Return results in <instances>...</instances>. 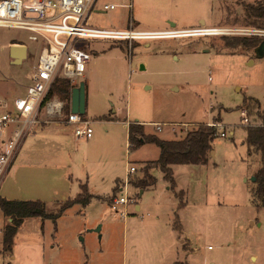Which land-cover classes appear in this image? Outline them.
Wrapping results in <instances>:
<instances>
[{
  "label": "rangeland",
  "instance_id": "374dc122",
  "mask_svg": "<svg viewBox=\"0 0 264 264\" xmlns=\"http://www.w3.org/2000/svg\"><path fill=\"white\" fill-rule=\"evenodd\" d=\"M256 2L264 0L96 1L92 23L97 27H205L224 33L133 40L131 45L89 42L98 52L86 65L87 79L80 80L87 87L82 116L91 121L93 134L74 139L71 126L53 128L61 155L52 165H58L54 176L68 183L66 198L74 197L81 183L92 198L85 206L73 204L55 220L26 218L11 252L0 241V264H264V205L253 195L252 179L261 155L246 143L244 128L261 122L256 112L264 109V49L258 50L259 43L228 51L222 39L253 29L241 18L243 4ZM104 3L117 5L102 11ZM11 44L28 48L20 63L12 62ZM38 53L27 31L0 27V97L24 93ZM246 100L252 107L246 108ZM126 121H140L146 134L167 140L199 123L215 124L217 135L207 163L171 166L172 189L153 166L159 147L150 142L129 147ZM53 144L46 147L53 149ZM15 158L3 187L30 199L38 183L36 165ZM130 165L135 171L128 176ZM143 169L154 182L136 186L132 182L142 177L150 182ZM127 176L128 185L120 191ZM121 192L135 203L119 204L115 212L111 199ZM57 199L45 201L47 209L64 200ZM3 222L0 211V240Z\"/></svg>",
  "mask_w": 264,
  "mask_h": 264
},
{
  "label": "built area",
  "instance_id": "2783aa9c",
  "mask_svg": "<svg viewBox=\"0 0 264 264\" xmlns=\"http://www.w3.org/2000/svg\"><path fill=\"white\" fill-rule=\"evenodd\" d=\"M97 0H0V27L17 28L28 32V39L39 48L36 65L29 77L24 94L12 99L0 97V185L22 141L46 124L71 126L74 139H89L91 121L82 114L64 111V100L49 92L57 78L66 79L71 89L81 82L91 57L90 41L106 40L112 43L156 38H178L204 34L224 33L216 28L190 27L183 29L140 30L97 27L92 23ZM117 4L104 3L102 11ZM130 8L131 3L125 4ZM97 11V10H95ZM129 27L131 23H128ZM230 33V32H229ZM238 33L264 36V29H242ZM244 110V109H243ZM242 121L247 122L244 111ZM215 125V124H212ZM157 129H160L157 126ZM220 132V136H224ZM135 167H128V176ZM128 176L120 191L128 185ZM133 198L122 193L111 199V208ZM123 213V212H122Z\"/></svg>",
  "mask_w": 264,
  "mask_h": 264
},
{
  "label": "trees",
  "instance_id": "16d2710c",
  "mask_svg": "<svg viewBox=\"0 0 264 264\" xmlns=\"http://www.w3.org/2000/svg\"><path fill=\"white\" fill-rule=\"evenodd\" d=\"M241 21L253 29H264V2L244 3L242 9ZM262 35L244 34V35H222L225 39L223 48L228 51H234L238 47L253 48L261 42ZM50 95L56 94L64 100V111L68 112L70 106L71 87L69 82L63 78H57L53 83ZM247 103V100L245 101ZM258 104V103H257ZM247 103L246 108H249ZM252 107V105L250 106ZM243 109V108H242ZM256 114L261 119L257 124H244L246 131L245 141L249 146H254L261 155V165L255 173L256 188L253 190L255 198L259 203L264 205V109L259 111L257 107ZM217 135L215 125L208 123H199L186 130L178 139H161L155 134H146L143 124L139 122L128 123V143L129 147L138 146L144 142L154 143L159 147V155L154 160V165L159 167L163 173V179L166 180L170 188H174L173 165L178 164H205L207 163L208 154L211 151V143ZM141 139V140H140ZM143 173L150 182L144 177L135 180L136 186L145 187L152 184L154 179L148 174L146 169ZM92 198L86 183L79 184V192L74 197H68L64 200L54 203L53 210L47 209V203L40 199H7L0 197V210L10 218V222L3 228L2 248L6 252H11L13 238L22 224L29 217H38L40 219L55 220L65 209L73 204L85 206ZM184 203L180 201L178 206ZM177 219V218H176ZM174 227L180 230L176 222ZM172 264H185L182 261H174Z\"/></svg>",
  "mask_w": 264,
  "mask_h": 264
},
{
  "label": "crops",
  "instance_id": "0c3cea01",
  "mask_svg": "<svg viewBox=\"0 0 264 264\" xmlns=\"http://www.w3.org/2000/svg\"><path fill=\"white\" fill-rule=\"evenodd\" d=\"M187 28H190V27H187ZM180 29H183V28H180ZM151 31H154V30H151ZM93 42L100 43V42H105V41L95 40V41H92V43ZM92 52H98V51L94 48L91 49V57L89 61L87 62V65L92 60V56H93ZM27 53H28V48H27ZM89 69H90V66H89ZM85 78L87 79L86 75L84 74L83 79ZM84 89H87V87L84 86ZM129 122L130 121L125 122L126 129H127L126 137H128V123ZM137 122L141 123L140 121H137ZM142 124L144 125V123ZM49 126H50L49 124L43 125L39 127L34 133L27 136L22 141L20 148L17 151V154L15 156L16 158H18V156L20 157L22 161L21 164H25L26 162L24 161L31 160L36 165L35 168H37V171H38V175H37L38 183L36 187L34 188V190L32 191L34 196H31L30 199H40L48 203L58 200L57 198L59 196H61L62 199H65L66 196L63 193L66 192V187L68 185L67 181L64 180L62 175L54 176V170L58 169V165L57 164L52 165V164H53V161H56L57 156L61 155V150L58 148L57 140L59 136L58 134H56L58 132L53 128L59 127V125H55V126L53 125V127H49ZM50 143H55L53 144L55 145L53 149H49L48 147H46ZM30 156H34V157L30 159L29 158ZM12 164H13V161L2 179V182L0 185V197H5L7 199L23 200L21 199L23 198L22 196L19 197V196L8 194V189L5 190V187H3L6 176L9 173L12 167ZM187 165H192V164H187ZM135 208L139 209V205H136ZM124 212L123 214L125 215ZM3 216H4V222H3V228H4V226L10 222V218L6 217L4 214ZM3 228L1 230V240H2Z\"/></svg>",
  "mask_w": 264,
  "mask_h": 264
},
{
  "label": "water",
  "instance_id": "95a60500",
  "mask_svg": "<svg viewBox=\"0 0 264 264\" xmlns=\"http://www.w3.org/2000/svg\"><path fill=\"white\" fill-rule=\"evenodd\" d=\"M258 46V50L261 52L262 49H264V41H261ZM9 55L13 63H20L27 57V46L24 44H11L9 46ZM70 111L79 114L85 112V89L83 81H81L78 86L71 89ZM252 179L254 180L255 177H252Z\"/></svg>",
  "mask_w": 264,
  "mask_h": 264
}]
</instances>
